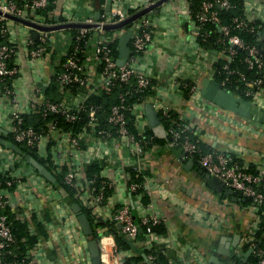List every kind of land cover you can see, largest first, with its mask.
I'll return each instance as SVG.
<instances>
[{
	"label": "built area",
	"instance_id": "obj_1",
	"mask_svg": "<svg viewBox=\"0 0 264 264\" xmlns=\"http://www.w3.org/2000/svg\"><path fill=\"white\" fill-rule=\"evenodd\" d=\"M19 1L21 0H4L0 3V79L5 82L3 92L11 107L8 110V115L11 121L10 130L14 142L25 144L34 149L40 159H47V162L53 166L56 173L62 176L63 182L71 187L73 190L72 196L78 200L80 205L90 209L96 218L108 214L114 223L121 225L120 235L131 248H121L116 241V235L109 229L99 227L95 230L99 239L102 264H127L129 257L138 254L143 255V253L147 256V258L144 257L146 263L162 264L157 262L154 252L157 249L163 251L161 239L164 238V234L155 231L148 232L149 234L144 241L145 251L144 249H138L137 244L143 226L150 228L160 223L166 226L164 219L154 212L149 205L146 206V211L143 214L137 216L129 202L118 199L116 201L110 200L114 196L116 185L123 184L130 192L134 193L144 185V181L141 184L128 177V179L121 182V174L116 175L118 179L112 178L111 171L106 166L107 164L102 163L100 150L89 146L88 139L93 138L98 143H108L110 140L115 139L120 145H127L130 154L133 156L132 163H129L128 166H132L138 174L144 172L143 161L154 145H149L152 143V136L146 133L148 125L141 106L137 103L130 105L126 102V84H130L134 80L138 90H143L150 86L153 81L156 82L157 78L143 69V65L152 62L147 52L154 42L155 23L151 13L156 8H152L121 29L106 30L105 26L124 21L135 13L155 4L158 0H140L141 2L137 7H125L123 5L125 0H102L98 20L92 16L81 19L75 16V13L65 11L62 14L65 18L62 22H53L51 20L53 16L44 17L37 14V10L48 5V0H25L24 3ZM185 1L187 23L191 39L195 44L194 55L197 57L198 63L197 66L192 67V70L186 71V74L175 71V74L172 75L171 82L177 86L178 93L193 103H199L201 97L200 77L213 78L217 69L214 63L217 61L218 56L208 60L210 54L200 45L198 39L211 37L216 30L210 29L208 26L209 24H215L219 30L217 42L221 46L220 49L216 50L217 53L233 59L237 56L239 50L245 51L246 55L243 57V61L248 69L253 71V76L248 77L245 73L231 68L228 64L224 65L223 69L229 75L237 73L245 81L246 89H244V93L246 97L244 98L264 107V46L248 44L238 34L231 33L232 28L244 29L249 27L254 30L256 23L259 26H264V16L258 14L257 11L258 3H252L243 16L235 17L231 27L222 23L219 11V9L234 7L231 0H199V6L196 9L192 6L194 0ZM6 14L27 19L42 26H54L58 23L89 24L90 26L87 27H76L78 33L76 34L75 45L62 63V70L54 76V82L60 90H66L72 85H77L78 89L85 88L88 93L94 92L82 61V53L84 54L90 42L86 37H94V57L98 67H101L99 73L101 76L100 86L107 90L114 87L124 88V91L118 94L117 103L106 107L104 104L88 101L87 96L74 102L52 99H45L42 102L35 101L31 103L28 113L40 115L43 120L52 114L56 117L48 119L45 124H26L25 107L13 84L21 69L17 63H14L16 47L9 38L7 25V19L9 18L6 17ZM29 27L31 30L39 32V38L35 43L36 39L31 37V32H29L30 35L25 42L28 56L32 61L43 60L52 46L54 31L38 29L33 26ZM128 30L132 31L130 39L131 52L124 64L119 65L118 57L114 55L111 43L116 39H120L122 33ZM95 32L97 35H94ZM260 39L263 38L260 36ZM228 79H223L219 83L230 91L226 86L229 82ZM36 90L41 91V87L37 86ZM185 90L189 93L188 97L184 96ZM156 96H153L150 100L156 101L158 113H162L167 118L168 124L167 126L164 125L171 139L168 140L166 145L170 148L175 146L183 148L189 156L198 159L202 167L209 173L226 181L233 189L252 199V204L247 207L254 215L248 231L244 234H227L230 223L225 218L221 219L220 216H209L207 218L209 222L207 225L211 231L216 232V235L222 239L223 245H220L219 249L225 251L224 253H226L228 259V261L225 260L224 264H238L233 256L240 257L243 260L247 252H250L248 257L256 258L250 264H264V246L254 239V234L261 227V214H264V207L259 209L257 206L264 205V166H251L234 155L221 150L203 151L200 145L193 142L189 136L190 133L198 136V128L188 122L181 114L176 113L169 103L165 100H159ZM238 96L243 97L242 95ZM130 112L136 116L134 125L139 131L138 135L131 131ZM66 123L80 125L72 130V128H66L64 125ZM58 143H67V145H57ZM95 159L100 160L102 166L98 173L89 175L86 171L87 162ZM36 176L39 180L35 183L34 177ZM40 178H42L43 183ZM56 189L58 187L54 183L48 182L23 155L0 143V264H22V262L16 260L17 258L8 261L9 256L14 254V248L17 245V236L13 231L10 219L12 213L15 214L16 218L28 221L32 233L39 236L38 242L27 251L34 264H56L52 259H55L58 253L53 255V244L57 242L56 239L62 233L68 237V246L66 247L69 249V253L61 252V257L65 256L66 259L71 261L67 264H91V254L87 245L88 240L83 245L77 239L78 230L74 226L75 216L72 218L65 215L63 203L60 202ZM40 193L51 197L54 203L53 210L55 211L53 215L59 224L55 225L45 219L40 203L29 198L32 194L38 195ZM24 204L32 213V216H38L47 236H42L35 222L26 218L24 214L26 212L22 209ZM250 242L252 243L251 246L245 248L246 244ZM183 246L182 252L192 253L196 260L204 259L202 251L193 246L192 243ZM182 261L183 263L174 261L172 264H192L191 261L183 258Z\"/></svg>",
	"mask_w": 264,
	"mask_h": 264
},
{
	"label": "crops",
	"instance_id": "obj_2",
	"mask_svg": "<svg viewBox=\"0 0 264 264\" xmlns=\"http://www.w3.org/2000/svg\"><path fill=\"white\" fill-rule=\"evenodd\" d=\"M3 1L0 0V3ZM140 2V0H125L123 5L125 7H137ZM252 3H258V14L264 16V0H252L250 6ZM155 8L151 13L155 23L154 42L147 52L152 62L143 65V69L157 78L155 82L156 97L159 100H165L176 113L181 114L188 122L194 124L199 130L198 138L200 141L211 148L234 155L251 166H264V124L239 117L216 107L217 105L210 103L202 92L200 102L193 103L191 100L182 97L177 91V86L171 82L175 71L186 74V71L192 70V67L194 68L198 63V59L194 55L195 44L191 39L186 18V1L168 0L160 7ZM65 11H71L81 19L95 17V0H59L55 11L56 15L60 16ZM60 22L62 21L60 20ZM7 25L9 38L16 47L14 63H17L21 69L13 84L25 107V112L30 111V105L35 101L42 102L45 99L63 101L65 99V101L74 102L79 98L88 96L87 90L84 89L76 92H70L67 89L60 90L52 78L54 69L50 54L54 49L53 46H56L57 43L62 45L71 39L66 28L54 31L53 48L45 59L32 61L28 56V49L25 44L30 35L29 32H31L29 25L10 18L7 19ZM30 36L33 37L32 34ZM94 46L95 41L86 50L83 63L86 75L95 92L101 87V76L94 57ZM63 48L62 53L66 54V48ZM209 58L211 59L212 55L208 57V60ZM203 78L204 76L200 77V82ZM4 84L5 82L0 79V134L9 135L11 133V121L8 110L11 107L3 92ZM37 86L41 87V91L36 90ZM151 102L157 110L156 101L150 100L149 103ZM142 112L147 125H150L146 107L142 109ZM4 130L7 131V134L3 133ZM88 139L89 146L100 150L102 163L107 164L112 178L121 174L120 180L123 182L131 177L127 168L129 163H132L133 156L130 154L127 145H120L115 139L108 143H98L93 138ZM57 145L65 146L67 143H58ZM188 159L189 157H178L173 148L167 145H154L143 161L144 172H147L144 178L145 190L132 193L125 185H116L114 187L116 191L110 200L116 201L118 199L129 202L137 216L143 214L146 211V206L149 205L154 212L164 219L167 231L161 242L163 245L162 252L168 263L172 264L174 261L183 263V258L191 261L192 264H224L225 260L228 261V259L225 251L219 249V246L223 245L222 239L216 235V232L211 231L207 225L209 223L207 218L220 216L221 219H227L230 225L226 233L237 235L248 231L254 213L247 207L248 205L240 204L239 198L237 200H233L232 197L230 199L222 198L221 193L215 192L206 185L204 186L203 178L196 170L197 165L193 164L188 169L184 166ZM93 161L100 162L98 159ZM91 162L92 160L87 162V166ZM38 180V176L34 177L35 183ZM40 180L42 182V178ZM55 186L58 187L56 191L60 197V202L63 203L65 215L72 218L75 216L74 226L78 230L77 239L84 245L90 238L84 235L77 214L73 209V205L79 203L68 194L64 187ZM145 196L149 199L147 203L144 200ZM29 198L40 203L45 219H49L55 225L59 224L53 215L55 212L53 210L54 203L50 196L40 193L38 195L32 194ZM29 198L27 197L28 200H30ZM25 206V204L22 205V209L26 212L24 213L26 218L33 221L32 213ZM99 219L102 223L101 227L109 229L115 235L120 234V227L110 219L108 214L102 215ZM148 234L141 233L137 244L138 249L146 250L144 241ZM216 237L218 238L216 239ZM56 240L57 242L53 244V255L57 253L58 255L52 260L56 264L71 263L65 256L61 257V252L69 253V249L66 247L68 246L67 235L59 234ZM190 243L202 251L203 260H196L188 251L182 252L183 245Z\"/></svg>",
	"mask_w": 264,
	"mask_h": 264
},
{
	"label": "trees",
	"instance_id": "obj_3",
	"mask_svg": "<svg viewBox=\"0 0 264 264\" xmlns=\"http://www.w3.org/2000/svg\"><path fill=\"white\" fill-rule=\"evenodd\" d=\"M57 1L58 0H48V5L45 8H42L40 10H37V14L44 16V17H49V16H53V18L51 19L53 22H56L55 18H56V7H57ZM234 7L230 8V9H219L220 11V16H221V21L224 24H228L229 26L232 27L233 25V20L235 17L237 16H243L250 7V4L252 2V0H231ZM20 3H24L25 0H21L19 1ZM102 3V0H101ZM199 0H194L192 3V6L196 9L199 6ZM102 5V4H101ZM91 13V12H90ZM61 21H64V17L62 15L59 16ZM4 23H6V21H4ZM255 29L251 30L249 27L244 28V29H231V33H236L238 34L240 37H242L244 39L245 42H247L248 44H256L257 46H264V34H259L260 31H263L264 26H259L258 23H256L255 25ZM210 29L216 30V32L209 37L208 39H203L200 38L198 39L200 45H202L208 52L210 55H212V57H217V61H215L214 65L217 68L216 71L214 72L213 78L215 80H217L218 82H221L223 79L229 78V82L226 85L230 91H232L234 94L236 95H242L243 97L245 96L244 93V89H246L245 86V81L241 79V77L235 73V74H230L228 72H226L223 69V66L228 64L231 68L237 69L243 73H245L248 77H252V73L253 71L248 69L246 63L243 61V57L246 55V52L243 50H239L237 56L233 59H229L228 57H224L223 55H219L218 53H214L213 50H217L220 49L221 46H219V43L217 42V38L219 36V30L218 27L215 24H209L208 26ZM66 32H69L70 34V38L69 42L66 41L65 44L60 45V43H57L56 46H53L54 49L52 50V54H50V58H51V62L53 65V80H54V76L60 72L62 70V63L66 60V57L69 55V53L72 51L74 45H75V38H76V34L78 33V30L76 27H69L66 28ZM111 32V31H109ZM260 36L263 38L262 40L260 39ZM86 39L90 40V42L88 43V46L86 48V50H88L93 42H94V37H86ZM3 40V39H2ZM71 40V41H70ZM35 43H37V40L35 41ZM84 43V42H83ZM85 44V43H84ZM112 48L114 50V55L116 57L119 56V39L114 40V42L111 43ZM52 46L49 48V51H51V49L53 48ZM62 47H64L63 49L66 48V54L62 53ZM85 50V52H86ZM85 52L84 54L82 53V61L84 62L85 59ZM101 71V67H98V72ZM155 81H153L151 83L150 86H148L147 88L143 89V90H138V88L136 87L135 81L132 80V82L130 84H126V102L130 105L137 103L138 105L141 106V108L145 109L146 105L149 103V100L156 95L157 91L155 89ZM84 90H87L85 88H82ZM123 87H114L110 90H107L103 87H100L98 91L95 92H89L87 90L88 96L87 99L90 102H95V103H99V104H104L106 107H108L109 105L113 104V103H117L118 101V94L119 92L124 91ZM68 91L70 92H76L80 89H78L77 85H72L70 87L67 88ZM184 96L188 97L189 93L187 90L184 91ZM64 99V98H62ZM54 100V99H52ZM56 100H60V99H56ZM62 101V100H60ZM65 101V99L63 100ZM162 121L164 122V124L167 126V118L160 113L159 114ZM24 117H25V122L26 124H32V125H40V124H45L48 119H53L56 117V115L52 114L49 117H47V119H42L40 117V115H32L28 112L24 113ZM129 117H130V128L131 131L138 135V129L136 128V126L134 125V121L136 119V116L134 113L130 112L129 113ZM66 126V128H72V130H74L75 128H77V125H70L68 123L64 124ZM146 133H148L149 136H152V143L149 145H166L168 140L165 138H160L157 137L151 126L148 125L147 126V130ZM190 139L193 142H196L197 144L200 145V147L203 149V151H210L213 150L214 148H211L210 146H208L206 143L202 142L199 140L198 136L194 135L193 133L189 134ZM4 138L8 139V140H12L14 141L11 133L9 135H3ZM27 154H30L32 156H34L35 158H39L38 155L36 154L35 150L26 146L23 143L20 142H16ZM40 162H42V164H44V166L49 169L56 177H57V181L54 183V185H61L63 186L66 191L68 192V194L76 201L78 202V200L73 197V190L71 189L70 186L66 185L63 182L62 176L58 173H56L55 169L53 168L52 165H50L49 162H47V159H38ZM102 166V163L99 161H92L86 168V171L88 172L89 175H93L95 173H98L100 171V168ZM37 170V169H36ZM127 170L129 171V174L131 175V180L139 182L141 184H143L145 175L147 172H143L142 174H138L136 172V170L131 166L128 167ZM38 171V170H37ZM264 189V186H263ZM144 185H142L136 193L138 192H142L144 191ZM224 194H221L220 196L223 198H228L230 199V196H222ZM145 202L147 203L149 201L148 197L145 196L144 198ZM240 204L242 205H250L252 204V199L246 196H242L239 198L238 201ZM82 206V212L85 213L92 226L94 229V234L89 236V238H94L97 237V233L95 232L96 228H99L102 226L101 220L99 218H96L95 215H93V213L91 212L90 209L86 208L85 206ZM259 209H263L264 205H257ZM49 218V217H48ZM10 219L12 222V228L14 233L17 236V245L14 248V254H11L9 256V260L8 261H13L15 258H17L16 260L22 262V264H34L31 261V258L29 257V255L27 254L28 249L36 244L39 240V236L37 234H33L32 231L30 230V225L28 221H24L21 219H18L15 217V214H11L10 215ZM49 220V219H48ZM33 221L35 222V225L37 226L39 233L42 234V236H47L46 231L43 227L42 222L40 221V219H38L37 216L33 215ZM260 229L256 231V233L254 234V239H256V241L259 244H262L264 246V214H261V220H260ZM150 231H155L158 232L160 234H165L167 229L166 226L163 223L151 226L150 228L147 226H143L142 227V234H146ZM116 241L118 243V245L123 248H129L128 243L123 239L122 235H120L119 233L116 234ZM251 242L246 244L245 248H249L251 246ZM156 254L157 257V262L158 263H162V264H171L168 263L167 260H165V256L164 253L162 251H159V249L155 250L154 252ZM234 259L237 260L238 264H250L251 262H253L256 258L249 256L247 258V261H244L242 259H240V257H236L233 256ZM127 264H146L145 260H144V256L141 254L138 255H133L132 257H129L127 259Z\"/></svg>",
	"mask_w": 264,
	"mask_h": 264
},
{
	"label": "water",
	"instance_id": "obj_4",
	"mask_svg": "<svg viewBox=\"0 0 264 264\" xmlns=\"http://www.w3.org/2000/svg\"><path fill=\"white\" fill-rule=\"evenodd\" d=\"M168 0H158L155 4L151 5L148 8H145L128 19L121 21L116 24L112 25H106V30H116L121 29L123 26L129 24L136 18L140 17L142 14L148 12L154 7L159 6L163 2ZM96 5V12H95V19L98 20L100 18V10H101V0H95ZM1 13V11H0ZM6 17L10 19H14L17 21H20L24 24H27L29 26L36 27L38 29L43 30H58L62 28H69V27H87L90 26L89 24L85 23H63V24H56L54 26H42L38 25L30 20L23 19L11 14H6ZM56 22L60 21L59 15H56L55 18ZM31 34L34 39L39 38V32L37 30H31ZM132 31L128 30L120 36L119 39V56L117 58L118 64L122 65L126 61V59L129 57L131 52L130 47V39H131ZM260 34H264V30L260 32ZM214 53H217L216 50H213ZM201 92L209 101L214 103L215 105L221 107L222 109L229 111L231 113H234L240 117H243L245 119L253 120L258 123L264 124V107H261L251 100L235 95L228 91L226 88L222 87L221 84L216 81L213 78H210L208 76L204 77L201 81ZM146 113L148 116L149 124L154 132V134L157 137L165 138L167 140H170L171 137L168 133V130L166 129L164 123L162 122V119L158 113V111L155 109L154 105L152 103H148L146 105ZM4 134H7V131H3ZM0 143L4 145L5 147H8L19 154L23 155L25 159L34 166L38 172L44 176L48 181L51 183H55L57 181L55 175L47 169L42 162H40L37 158L34 156L27 154L17 143H15L12 140H8L3 137V135L0 134ZM173 151L178 155V157L188 156L189 159L187 160L186 164L184 166L188 169L193 164H196V170L199 172V174L203 178V184L204 186H208L212 190H214L217 193L224 194L226 196L232 197L233 200H237L238 198L244 196L239 191L233 189L230 185L226 183V181L222 180L221 178L212 175L209 173L205 168L202 167L198 159H196L193 156H189L187 152L184 151L183 148H179L178 146L173 147ZM73 209L77 214L78 221L81 225V228L83 230L84 235L91 236L94 234L93 226L88 218V216L82 212V208L79 204L73 205ZM118 227H121L120 224H118ZM141 230V229H140ZM239 237L237 236V239ZM88 248L91 254V264H102L101 258H100V250H99V239L98 236L94 238H90L88 240ZM250 252L245 253L243 260L245 261L248 257ZM143 256L147 258L146 254L143 253ZM223 264V263H220Z\"/></svg>",
	"mask_w": 264,
	"mask_h": 264
},
{
	"label": "rangeland",
	"instance_id": "obj_5",
	"mask_svg": "<svg viewBox=\"0 0 264 264\" xmlns=\"http://www.w3.org/2000/svg\"><path fill=\"white\" fill-rule=\"evenodd\" d=\"M210 103H212L211 101H209ZM214 104V103H213Z\"/></svg>",
	"mask_w": 264,
	"mask_h": 264
}]
</instances>
